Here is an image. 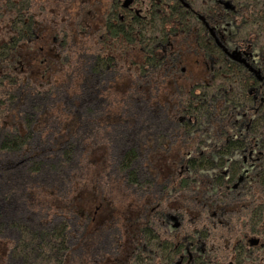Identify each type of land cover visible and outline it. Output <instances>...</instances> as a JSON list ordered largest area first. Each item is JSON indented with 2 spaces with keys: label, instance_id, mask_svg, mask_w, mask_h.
<instances>
[{
  "label": "trees",
  "instance_id": "obj_1",
  "mask_svg": "<svg viewBox=\"0 0 264 264\" xmlns=\"http://www.w3.org/2000/svg\"><path fill=\"white\" fill-rule=\"evenodd\" d=\"M98 1L0 0V264H264V78L209 47L196 16H207L214 0H136L131 13L121 0ZM230 1L242 9L234 39L258 37L264 48V9ZM206 50L212 69L190 73L193 54ZM108 73L104 88L98 81ZM83 100L104 113L82 116ZM23 104L37 116L22 113ZM99 125L107 144L93 133ZM165 125L169 137H156ZM192 129L205 136L195 141ZM35 132L45 143L52 137L66 172L51 174L37 160L10 168L11 154L41 153L29 146ZM91 161L108 170L90 192L79 182ZM43 191L51 203L38 204ZM77 208L83 228L70 246L67 221ZM169 212L181 218L175 227ZM58 214L64 220L54 225Z\"/></svg>",
  "mask_w": 264,
  "mask_h": 264
},
{
  "label": "rangeland",
  "instance_id": "obj_2",
  "mask_svg": "<svg viewBox=\"0 0 264 264\" xmlns=\"http://www.w3.org/2000/svg\"><path fill=\"white\" fill-rule=\"evenodd\" d=\"M111 76L112 75L110 73H108L105 78H101L98 81L99 84L101 85V83H103L102 87L106 88L107 87V82H108V80L110 79ZM67 87H70V85H68ZM59 88H61L60 85L58 87H55V89H53V91H57ZM63 89H64V92L68 91L66 86L63 87ZM59 97H62V96H59ZM58 99L59 98H56L55 96L53 97V94H52L51 98L48 99L47 102L49 103V105L54 107L58 103ZM61 100H64L65 108H67V109L73 108V106L70 104L68 98L64 97V95L61 98ZM83 102H84V104H82L80 106V108H79L80 114L82 116H87V117H89V119H92L93 117H96V118L100 117L104 113V110L99 108L98 105H95L93 102L88 101V100H83ZM20 110H21L22 113H25V111H26V113L32 112L34 117L37 116V107L36 106H34V108H33V107H31L30 104H23V105L20 106ZM23 118H25V117H23ZM20 122L22 123L23 121L20 120ZM108 126L109 125L106 124V125H104L102 127H103V129L107 130ZM98 127H99V130H97V131H95L93 133L98 132L99 136H100V138H99L100 142H102L104 144H107V137L108 136L105 135L106 131H102L101 130L102 128H101L100 125ZM125 127H126L125 125H121L119 127V130H123ZM170 128L171 127L165 125L162 128L161 132L157 131L155 133L156 137L158 135L162 134V135H164L163 138H165V139L168 138L170 133H171V129ZM51 129H52V134H50L49 137L50 136L53 137V133L55 131H58L59 127L54 126ZM191 133L193 134V137L192 136L191 137L194 138V140H195L196 137L200 138L203 135L205 136V133H204L203 130H194V129H192V131L190 130V134ZM40 136H41L40 132H35L33 134V136L31 137L30 141H29L30 142L29 146L37 148V149L41 148V153L38 154V155H35L33 158H30V154L28 152H25V153L20 152V153L11 154V156H10V160H11V165L10 166L11 167L10 168H12V167H15V168L22 167L23 164L25 165V163H28L29 161H30V163H32V162L37 160V161L43 162V165H45V166L51 164V166H50L51 174L54 171L61 170L62 168H63L64 172H66L67 169L65 167L59 166L60 165V163H59L60 161L57 160L58 158H60V154H61L60 151L56 153L58 155H54L53 156V152L51 151V149H52V145H51L52 137L51 138L48 137L49 138L48 142L45 143L43 140H41ZM72 141H75L74 137L69 139L65 143V146H69V144L71 145ZM195 141H194V143H195ZM157 143H158V141H157ZM111 147L113 149L112 154L116 155L117 154L116 151H117V148H118L117 144L114 143ZM202 148H203V144H201V143L197 144V148L195 150H193L194 155H199V152H202ZM166 150H167V152H169V151L171 152L170 145H168ZM82 151H83L82 147H80V150H78V148H77V150L73 154H71V158L78 157L79 155H81L83 153ZM146 156H147V151L141 155L140 161H139V164H138L140 166V169L142 168V170L144 171V174H141L142 178H147L149 176L148 173H147V170L144 167V162H145ZM52 163H54V164H52ZM107 170H108V167H107V164L105 162L101 165V168L98 169V167L95 165V163L91 161V165L90 166L86 165L82 169V172L80 174V182H79L80 185L82 187H88V190L90 192L92 190L91 187L98 189V184H101V183L105 184L106 178L104 177V174L107 172ZM47 171H48V174H49V170L48 169H47ZM188 178L192 179L193 185L195 187L198 186L197 183H198V179L200 177L199 178L198 177L195 178V176L193 174V175H188ZM203 183H205V182H203ZM206 186H207V184H205V187ZM161 189H162L161 185L158 186L157 192H160ZM192 191H193V189L191 190V192ZM194 192H196V191H194ZM42 194H43V197L41 199H39L38 204L42 205L44 203H51L53 201V199H52L53 195L51 193L43 191ZM88 202H90V201H88L87 199L84 200L85 204L83 206L87 205ZM85 207H88V208L92 209L94 207V205L93 206H91V205L90 206H85ZM81 210H82L81 208H77V210L74 211V214L71 213V214H73L75 216V218H71L70 220L67 221V223L69 225V228H70V232L73 233L69 237L68 244H70V246L76 244L79 241L80 236H81V232H82V228L83 227L80 225V223L77 222V220H79V219H82V220L84 219V214L82 212H80ZM171 214H172V216H171L172 218H170V216L168 217V218H170L169 219V224H170L169 226L170 227H172V226L175 227L178 223H180L181 218L179 217V215H177L174 212H169V215H171ZM62 220H64V218L62 216H60V214L55 215L53 217L52 224H54V225L58 224ZM5 235H10L13 238L17 237V233H15V232H7ZM105 242L106 243H104V248H106V250H108L109 252H112V251L115 252V248L111 247L109 241H105ZM8 264H13V260L11 259L8 262ZM78 264H84V263L80 261Z\"/></svg>",
  "mask_w": 264,
  "mask_h": 264
},
{
  "label": "flooded vegetation",
  "instance_id": "obj_3",
  "mask_svg": "<svg viewBox=\"0 0 264 264\" xmlns=\"http://www.w3.org/2000/svg\"><path fill=\"white\" fill-rule=\"evenodd\" d=\"M229 2L230 6L226 8L225 3ZM257 4H259V7L264 9V0H256ZM97 3L99 1L97 0ZM120 4V10L121 9H127L130 13L137 11V5L136 0H121ZM241 5V4H240ZM240 5L233 4L230 0H214L211 3V10L205 16L204 14L200 13L204 16L205 20L208 22V25L204 23V20H200L201 23L205 26V35L207 37V42L209 47L213 43H215L218 47H220L224 51V56L226 59H228L231 62L236 63L237 65L244 67L249 73H253L249 67H247L244 64H240L238 62L232 61L230 57L228 56V53L224 50L225 47H228L230 49L238 48V50L242 52H251L253 51L255 55H257L255 61L253 62L252 58L250 57L248 59V62L252 64V66L256 69H259L262 75H264V48L262 47V44L257 39L258 37H255L253 39H250L246 44H239L233 36V30L235 27H240L242 24L240 23V18L242 17V9L239 8ZM84 5L80 4V10H82ZM108 8H113V5H109ZM218 39V41H217ZM56 40V39H55ZM163 47V46H162ZM194 55V69L190 71V73H207L206 68L212 66V60L209 56V53L206 52L204 55L200 54L197 56V54ZM205 68V70H204ZM179 69V68H178ZM212 69V68H211ZM204 70V72H203ZM187 72V69L185 66L182 67V73ZM177 73H181V71H177ZM213 73V72H212ZM244 179V178H243ZM243 181V180H242Z\"/></svg>",
  "mask_w": 264,
  "mask_h": 264
},
{
  "label": "water",
  "instance_id": "obj_4",
  "mask_svg": "<svg viewBox=\"0 0 264 264\" xmlns=\"http://www.w3.org/2000/svg\"><path fill=\"white\" fill-rule=\"evenodd\" d=\"M185 4L188 5L187 2H185ZM225 6H226V8L229 7V6H230V3H229V2H226V3H225ZM197 18H198V19H202V20H204V23H205L206 25H208V22L205 20V18H204L203 15L198 14V15H197ZM217 41H218V39H217ZM224 50L228 53V56L230 57V59H231L232 61H235V62H238V63H240V64H244V65H246L247 67H249V69H250V70H251V71H252L257 77H259L260 79L264 78V75H262L261 71H260L259 69L254 68V67L252 66V64L248 62V59H249L250 57L252 58L253 62L255 61V59H256V57H257V55H255L253 51H251V52H246V51H245V52H242V51L238 50V48L230 49V48H228V47H225ZM246 173H247V171H245L244 174H246ZM243 178H244V177H243V175H242V176L240 177V179H239V182H241V181L243 180Z\"/></svg>",
  "mask_w": 264,
  "mask_h": 264
}]
</instances>
